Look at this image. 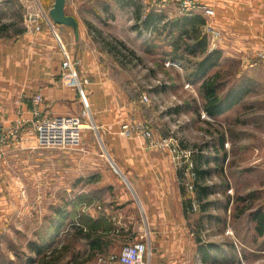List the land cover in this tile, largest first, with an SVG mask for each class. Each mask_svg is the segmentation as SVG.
Segmentation results:
<instances>
[{
	"label": "crops",
	"instance_id": "1",
	"mask_svg": "<svg viewBox=\"0 0 264 264\" xmlns=\"http://www.w3.org/2000/svg\"><path fill=\"white\" fill-rule=\"evenodd\" d=\"M34 1L43 14L42 30L28 28L0 47V187L5 172L26 164L29 199L33 188H40L43 205L53 204L45 210L50 219L45 237L52 240L46 253L55 264H122L117 258L131 242L146 243V264H192L198 246L180 169L169 149L121 134L124 123L140 122L141 113L106 79L89 47L98 41L91 28L106 17V26L114 29L109 33L120 41H127L128 32L136 35L137 21L128 18L136 1L149 8L159 1L172 18L182 14L181 2L67 0L65 11L76 19L75 30L50 18L54 0ZM194 2L193 9L183 11L201 16L220 32L211 49L249 62L256 58L264 46V0ZM204 4L215 11L211 21L200 8ZM65 61L69 68L63 67ZM39 93L44 94L41 116L89 112L85 123L91 132H83L84 147L61 153L38 147L31 110ZM16 127L17 132L6 135Z\"/></svg>",
	"mask_w": 264,
	"mask_h": 264
},
{
	"label": "rangeland",
	"instance_id": "2",
	"mask_svg": "<svg viewBox=\"0 0 264 264\" xmlns=\"http://www.w3.org/2000/svg\"><path fill=\"white\" fill-rule=\"evenodd\" d=\"M136 4V11L128 14L137 21L136 35L128 32L127 41H120L109 33L114 29L106 26V17L91 28L98 41L89 47L106 79L135 102L141 113L138 119L149 124L157 140H172L180 149L182 166H196L194 158L204 156L200 168L207 173L198 184L207 187L209 194L197 201L195 190H186L198 209L190 214V221L201 250L194 253L192 264H264V235H259L255 218L258 212L264 214V63L227 56L214 48L222 51L221 62L208 77H215L218 95L234 103L225 114L211 118L204 110L201 83H190L185 67L171 59L174 49L168 32L180 28L175 19L188 13L178 9L182 14L172 18L159 1L150 8L139 1ZM35 12L34 0H0V47L27 31V17ZM148 14L154 20L144 27ZM204 28L200 26L197 37L205 35L210 52L212 39ZM180 40L184 45L190 39L186 35ZM205 54L198 48L189 57L193 60ZM145 94L148 102L141 101ZM90 132L84 130V134ZM11 169L5 172L0 187V264H55L46 252L36 249L50 242L45 237L50 220L45 210L53 204L43 205L40 188H33L29 199L25 163ZM202 203L207 204L204 210Z\"/></svg>",
	"mask_w": 264,
	"mask_h": 264
},
{
	"label": "built area",
	"instance_id": "3",
	"mask_svg": "<svg viewBox=\"0 0 264 264\" xmlns=\"http://www.w3.org/2000/svg\"><path fill=\"white\" fill-rule=\"evenodd\" d=\"M168 1V0H166ZM182 4V8L185 11L193 9L194 0H178ZM201 10L204 15L211 21L215 17V11L213 8L207 5H201ZM28 27L33 28L35 31H41L43 27V14L38 12L31 13L27 17ZM205 33L212 39V44L216 45L217 39L220 37V32L214 28L212 24H206ZM258 62L264 63V46H261L256 54L255 58ZM173 64V63H172ZM170 65V64H169ZM252 66V65H251ZM64 68H69L70 63L65 61L63 63ZM85 84H88V80H84ZM81 96L83 92L80 91ZM142 102H148L149 98L145 94L141 96ZM44 100V94H36L32 100V114L36 118L35 120V132L36 141L40 149H60V150H75L81 148L83 143V132L88 128L85 120L88 118V111L84 109L80 114H65L54 117L41 116L40 104ZM22 125V121L18 122L17 127ZM17 127L9 130L7 136L13 135L17 132ZM121 134L127 138H135L136 136H142L145 138L152 148H168L180 170H185L184 177L181 178V184L187 191L194 190L195 175L192 171L193 165L190 163L182 166L179 162L178 153L180 149L173 145L172 140H157L153 130L149 127V124L142 121L135 123L126 122L122 125ZM188 160V159H187ZM186 176V177H185ZM197 203L195 200L192 202V213L197 211ZM147 252V245L144 242H131L126 244L120 255L118 261L122 264H146L145 256Z\"/></svg>",
	"mask_w": 264,
	"mask_h": 264
},
{
	"label": "trees",
	"instance_id": "4",
	"mask_svg": "<svg viewBox=\"0 0 264 264\" xmlns=\"http://www.w3.org/2000/svg\"><path fill=\"white\" fill-rule=\"evenodd\" d=\"M154 16L152 14H148L145 21H143L144 27H148L151 23H153ZM175 24H181L180 28L177 27L176 30L172 28L168 32V38L173 40V53L171 54V59L175 62L181 63L186 71H187V79L192 84L201 83L202 89V96L205 99L206 103L204 105L205 112L211 117L216 118L231 109L233 106V100H225L223 97L218 95L216 85H215V77L210 78L208 77L210 71L220 65V56L222 54L221 50L213 49L212 51H208L206 49V40L205 35L198 39L197 37V30L200 26H205V20L199 16H184V18H177L175 19ZM188 27L191 30H188ZM137 28V26H136ZM182 31V33L180 32ZM182 35V36H181ZM189 36L190 40H185L184 45L180 43V38L184 36ZM203 45V46H201ZM198 48H201L205 56L203 58H193V60L189 57V55L196 54ZM110 53V52H109ZM223 144V139L220 141V145ZM204 156L198 155L194 158V162L196 166L192 167V171L195 175L194 181V190L196 194L197 201L201 200L204 196L208 195L207 187L201 186L199 183L200 178H202L207 172L200 168V164L203 161ZM185 170H180L181 178L184 175ZM183 193L186 196V188L182 186ZM193 197L186 196L185 198V210L191 214L192 213V202ZM207 204L202 203L201 208L204 210L206 209ZM256 221H258V233L259 235H264V214L258 212ZM43 238V237H42ZM44 242V241H43ZM52 243V240L45 244V246L40 245L36 246V249L39 253L46 252V247ZM47 245V246H46ZM200 248L198 246V252H200Z\"/></svg>",
	"mask_w": 264,
	"mask_h": 264
},
{
	"label": "water",
	"instance_id": "5",
	"mask_svg": "<svg viewBox=\"0 0 264 264\" xmlns=\"http://www.w3.org/2000/svg\"><path fill=\"white\" fill-rule=\"evenodd\" d=\"M67 0H54V4L52 9L49 11L50 18L53 20L55 24L65 25L68 27H72L73 29H77V21L73 16H69L66 14Z\"/></svg>",
	"mask_w": 264,
	"mask_h": 264
}]
</instances>
